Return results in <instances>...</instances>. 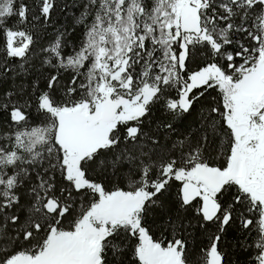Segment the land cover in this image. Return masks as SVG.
<instances>
[{"label": "snow or ice", "instance_id": "obj_1", "mask_svg": "<svg viewBox=\"0 0 264 264\" xmlns=\"http://www.w3.org/2000/svg\"><path fill=\"white\" fill-rule=\"evenodd\" d=\"M82 6L79 45L65 54L57 36L42 49V66L51 69L46 88L0 97L10 129L0 140V264H224L219 242L237 219L244 230L255 227L252 264H264V0H84ZM54 7L55 0H0L5 61H27L33 44V35L9 20L47 23ZM10 71L6 62L0 68ZM209 89L220 99L200 113L203 127L168 150L178 149V158L166 153L154 160L155 147L167 145L143 131L153 108L180 121ZM31 107L38 124L29 123ZM157 129L175 132L171 122ZM209 132L224 137L223 166L205 155ZM142 139L153 149L143 151ZM125 162L129 190L106 191L89 176L93 165L118 176ZM172 179L180 182L179 209L163 222L172 233L165 246L150 234L147 217L162 206ZM187 209L201 229L216 227L191 260L180 235L186 226L179 212Z\"/></svg>", "mask_w": 264, "mask_h": 264}, {"label": "trees", "instance_id": "obj_2", "mask_svg": "<svg viewBox=\"0 0 264 264\" xmlns=\"http://www.w3.org/2000/svg\"><path fill=\"white\" fill-rule=\"evenodd\" d=\"M31 5L32 0H27ZM84 0H55V7L51 13V20L47 23L43 21H36L33 23H26L24 25H16L15 18L9 20L13 27H19L23 30L30 32L33 35V44L30 46L27 61L21 58H8L5 61L3 53H0V68L5 62L8 64L12 71L7 74H0V97L5 93L12 92V99H17L21 93H27L29 96L34 94V87L36 90L43 91L46 88L47 81L45 77L51 69L47 65L42 66V61L45 59V54L42 49L48 48L56 41L57 36H62L67 47L63 49L67 54L71 51L72 46L79 45L82 39L84 27L79 24L78 18L83 12ZM199 60V58H198ZM240 62L239 60L237 61ZM24 65L23 68L20 65ZM195 67L194 64L189 65V71ZM71 78V72L64 73L60 77V84L63 85ZM59 88V85H58ZM204 91L203 89L194 90V93ZM175 96V93H171ZM27 99V96L24 97ZM218 90L209 89L205 92L204 96L195 104L191 114H187L185 118L180 121H174L171 115L165 114L159 105L153 108V115L149 120L145 121L143 131L149 135H154L158 139L159 145H167L166 148L155 147L153 152V159H159L161 155L166 153L170 156L179 157V150H173L172 146L184 137L189 136V133H196L198 128H202L200 123V113H207L209 106H216L219 100ZM23 104V100L20 101ZM25 111L29 117L30 124H38L40 122L39 113L35 107L26 108ZM160 122H171L175 128L172 134H165L163 129H157V124ZM134 123V122H132ZM8 123L5 120V114L0 111V140L5 139V133L9 132ZM199 135V134H198ZM208 150L205 153L206 157L215 166H223L225 164V156L222 154L225 148L222 147L224 137L220 134L213 136L211 132L208 133ZM197 137H192L193 141ZM131 146V145H130ZM140 147L143 151L148 152L153 149L150 141L141 140ZM124 148V144L116 149L119 152ZM139 148L137 149V151ZM111 159L112 153H101V158ZM95 171L89 173L91 179L95 182L102 184L106 191L113 190L114 187H121L123 190H129V184L126 179L128 170V163L121 164L120 175L113 176V170L109 168L106 172L101 171L100 168L93 165ZM124 177V178H122ZM169 191L160 198L161 207H156L150 211L147 217V224L151 227V235L154 239L161 241L165 244L168 240L172 239L171 229H166L163 222L169 216L175 218L179 205L176 199V193L180 187V182L172 179L170 181ZM90 195V194H89ZM79 207V205H77ZM240 209L238 208V211ZM179 215L184 218L186 231H182L180 235L185 237L186 244L189 252V259L193 256L198 257L201 249L206 247L209 243V235L216 232V227L212 224L207 226V230L201 229L195 219V213L192 209L182 210ZM255 215V214H252ZM251 218V216L249 217ZM68 219H65L64 224L67 226ZM256 229L244 230L241 228L239 220H234L229 225L225 226V232L222 234V239L219 242V250L223 252L224 264H252L257 254L255 248Z\"/></svg>", "mask_w": 264, "mask_h": 264}]
</instances>
